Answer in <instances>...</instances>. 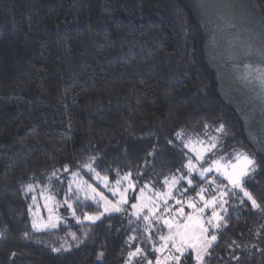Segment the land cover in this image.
Masks as SVG:
<instances>
[{
	"label": "trees",
	"instance_id": "16d2710c",
	"mask_svg": "<svg viewBox=\"0 0 264 264\" xmlns=\"http://www.w3.org/2000/svg\"><path fill=\"white\" fill-rule=\"evenodd\" d=\"M207 1L0 0V264L156 258L164 226L145 232L142 217L102 215L98 204L62 194L79 176L100 189L89 165L112 182L129 176L138 192L159 167L174 166L170 146L178 134L221 125V147H243L254 159L243 185L261 208L216 177L207 178L225 187L226 203L218 198L222 190L198 177L183 186L185 200L197 206L201 188L205 199L220 202L224 221L210 229L217 239L204 264H264V112L228 79L237 75L219 55L222 46L210 41L209 27L219 20ZM251 2L264 22V0ZM46 188L71 204L76 217L100 220L35 231L30 196ZM63 240L72 249L55 252ZM137 248L144 255L129 258ZM181 264H197L194 253Z\"/></svg>",
	"mask_w": 264,
	"mask_h": 264
},
{
	"label": "rangeland",
	"instance_id": "374dc122",
	"mask_svg": "<svg viewBox=\"0 0 264 264\" xmlns=\"http://www.w3.org/2000/svg\"><path fill=\"white\" fill-rule=\"evenodd\" d=\"M195 1L197 3L198 1L201 2V0ZM206 3L207 8L214 12L215 17L219 20H216V24L212 29V25L209 27L208 34H210V41L213 43L215 40L213 45L217 49L222 46V54L219 55H224V57L227 58V61L232 63V69L237 75L236 78L228 79L230 81L232 80L233 83L236 82L244 89L246 93H249L251 98L258 104L260 110L264 112V87H262L260 82L256 79L257 74L253 72L252 75H248V71L245 67L246 65H251L253 69L264 68V22L260 19L251 0H208ZM211 5L214 6V9ZM202 7L204 8L206 6L203 5ZM219 23H222L225 26H219ZM225 27H227V29H225ZM221 33H223V39ZM217 34L219 35L220 39L218 41H216L218 38L216 37ZM212 137H216V147L212 148L210 152H206L203 159H199L196 153L193 152L190 147L185 146L189 143V141L194 143L197 141H203V147H206L209 145ZM224 139V129L223 131L209 128L202 130L190 129L188 131L181 132L178 135L177 145L170 146V152L175 159L174 166L171 169L165 167L158 168V170L143 188L144 198H141V190L138 192L135 190L132 181V186L129 187V180H131L129 176L127 180L124 179V177L121 178L119 180L120 184L117 185L116 181L112 182L108 178L105 180L94 171H90L89 168H87L86 172L91 174L93 182L99 186L100 189L94 188L93 186H88L87 180L81 176L72 177L70 178L72 183L69 185L68 190L62 194V197H64L65 194H68L69 196L76 194L75 196L84 203L87 202V200L92 201L101 207L102 215H110L127 211V213L131 214L132 216L138 217L135 215L136 209H133L132 205L141 203L146 204L147 207L140 211L139 217H143L145 215L150 216L149 209L153 207L158 209L157 216L163 213L166 218L173 215L178 216V212L181 207H183L186 214L190 213L192 209L187 206L188 200H185L184 198V191H186V189L183 188V186L189 184V179L192 181L194 177H198L199 180L201 179L207 182L206 187L212 185L214 186L215 192H218L223 188L221 189V186L216 181L215 183H212V179L207 178L208 176L216 177L217 179L224 180L226 184L230 186V188L235 189L220 172L215 170V168H213V171L206 173L204 177L199 175L200 170L212 167L215 160H220L221 164H227L228 162L235 163V156L237 153H247L248 156L253 159L249 152L243 147H236L230 150L223 149L220 144L223 143ZM190 159L196 168L195 171L191 172L187 167ZM251 172L253 171H250L249 174ZM247 176L243 177V179ZM173 177H175L178 182L172 188V197L167 199L166 204L161 203L160 197L156 194L167 193L169 191V184H166L165 180H168L169 183H171ZM52 179L57 180L56 176H53L51 180ZM189 185L192 187L194 185L193 181ZM178 187H180L182 191L178 190ZM93 189H95V192H93ZM114 192L116 194H113ZM120 192H124V196L127 201L126 203H121V198L119 195ZM101 194L104 198H106V200L101 199ZM227 196L228 193L223 197L220 194L218 198L222 203H224V200L226 202L228 200ZM46 197H51V199H46ZM177 200H180L181 203L177 204ZM106 201L110 203L106 204ZM201 202L202 201H200V204ZM69 205L71 204L67 203L66 200H63L57 191H53L51 193L48 188L42 189L41 193L38 195L33 194L30 196L29 201V212L31 216L32 227L34 221L37 223V225H51L52 223L56 224V227H41L39 230L33 227V229L37 232H49L57 230L61 226L67 225L70 220L77 224L95 223L100 220V218L94 221L86 219L85 217H87V215L76 217L72 205L71 207H69ZM113 205L118 206L121 210L111 211ZM105 207H108L110 210L105 212ZM166 208L170 209L171 211H165ZM49 209H51V212ZM217 212L219 213V211ZM150 218L154 221L153 225L164 226L159 220H156V217L150 216ZM164 227L167 230V227ZM214 242H212V245H214ZM72 247V241L63 240L59 246L55 248L60 249V251L55 252H66L72 249ZM169 247H171V245H169ZM156 254L157 257L161 256V253L156 252ZM164 254L166 255L167 252ZM175 254L178 255V253ZM156 258L152 259L153 264H155ZM147 260H149V258L145 256L143 259L141 258L140 261L143 264H147ZM124 264H127V262ZM169 264H171V262H169Z\"/></svg>",
	"mask_w": 264,
	"mask_h": 264
},
{
	"label": "snow or ice",
	"instance_id": "6c2138e0",
	"mask_svg": "<svg viewBox=\"0 0 264 264\" xmlns=\"http://www.w3.org/2000/svg\"><path fill=\"white\" fill-rule=\"evenodd\" d=\"M245 67L248 71V75H252L253 72L257 74L256 79L260 82L261 86L264 87V68L253 69L251 65H246ZM217 130L223 131V125H221ZM215 140L216 137H212L209 145L206 147H203V141H197L195 143L189 141V143L185 146L190 147L191 150L196 153L199 159H203L206 152H210L212 148L216 147ZM235 161V163L228 162L227 164H221L220 160H215L212 167L201 169L199 175L201 177H204L206 173L213 171V168H215L217 172H220L229 181L233 188H239L240 191L243 192L244 196H246L248 200L251 201L252 207L258 209L261 208L260 204L257 203L252 194L247 191V189L243 185V177L247 176L250 171L255 170L254 160L251 159L247 153H237L235 156ZM187 167L190 172L196 170L195 165L192 163L191 159L189 160ZM89 170H92L90 165ZM104 179L107 180V177H105ZM124 179L127 180L128 176H125ZM177 182L178 181L175 177H173L171 183H169L168 180H165V183L169 184V191L165 194H156L160 197L161 203L166 204L167 199L172 197V188ZM188 183H192L191 179L188 180ZM212 183H215V180H213ZM116 184L119 185L120 181L117 180ZM131 186V180H129V187ZM28 190H32V185L28 186ZM204 191L205 189L201 188L200 192L197 193L200 201H202L201 206L198 207L197 204L192 200L188 201L187 206L192 209V211L187 214L184 212L183 207H181L179 209L178 216L173 215L166 218L163 213L157 216V208L153 207L149 209L150 216L156 217V220H159L164 226L167 227L168 230L166 235H159V240L162 242L160 247H154L153 249L155 252L161 253V256L156 258L155 264H169V262H171V264H181V258L184 257L186 253H194V258L197 264H204V257L208 254V249L211 247L212 242L216 241L217 239V236L215 234H209L210 229H219L221 227V222L224 221V217L216 211L217 204L220 202L217 201L215 196H213L211 199H205L203 195ZM93 192H95V189H93ZM113 194L116 193L114 192ZM140 194L141 198H144L143 189H141ZM119 195L121 198V203H126L127 201L124 196V192H120ZM226 195V191L221 192L222 197ZM46 199H51V197H46ZM101 199L106 200V198H104L102 194ZM241 202L243 203V201ZM107 203L110 202L106 201V204ZM176 203L180 204L181 201L177 200ZM224 203H226V201H224ZM220 206L222 207V204ZM69 207H71V205H69ZM145 207H147V205L144 203L132 205V208L136 209L135 215H137L138 217L140 211ZM209 208L211 209V215L205 218V210ZM109 210L110 209L108 207L104 208L105 212H108ZM120 210L121 209L116 205H113L111 208V211ZM261 210L264 211V209ZM49 211L51 212V209H49ZM165 211L171 210L166 208ZM150 216L145 215L142 217V219L147 222L144 227L145 232H150L151 227L154 224V221L150 218ZM85 218L94 221L99 219L100 217L87 216ZM49 226L56 227V224L52 223L51 225H37L35 221L33 222V227L37 228V230H39V228L41 227ZM73 239H75V234H73ZM131 239L134 240L135 237H132ZM169 245H171V247H169ZM54 251H60V249H54ZM165 252H167L166 255L164 254ZM175 253H178V255H176ZM128 255L129 258H133L138 255H144V252L143 249L137 248L135 251L129 252ZM147 264H153V261L147 260Z\"/></svg>",
	"mask_w": 264,
	"mask_h": 264
}]
</instances>
